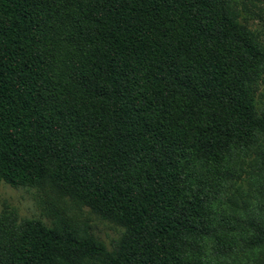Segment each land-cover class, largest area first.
<instances>
[{
  "label": "trees",
  "instance_id": "16d2710c",
  "mask_svg": "<svg viewBox=\"0 0 264 264\" xmlns=\"http://www.w3.org/2000/svg\"><path fill=\"white\" fill-rule=\"evenodd\" d=\"M236 0H0V183L122 229L0 211V264H264V47ZM249 189L240 203L227 189Z\"/></svg>",
  "mask_w": 264,
  "mask_h": 264
},
{
  "label": "rangeland",
  "instance_id": "374dc122",
  "mask_svg": "<svg viewBox=\"0 0 264 264\" xmlns=\"http://www.w3.org/2000/svg\"><path fill=\"white\" fill-rule=\"evenodd\" d=\"M239 10V18L251 31H253L264 47V0H236ZM256 100L264 101V72L258 83ZM227 189L231 200L240 203L242 198L249 195L248 186L244 181ZM252 202V198H247ZM14 210L19 219H33L52 226L56 218H63L78 225H86L89 232L106 247L117 240L122 229L105 220L100 219L87 207L75 204L66 196L58 195L49 189H26L12 188L9 185L0 183V211Z\"/></svg>",
  "mask_w": 264,
  "mask_h": 264
}]
</instances>
